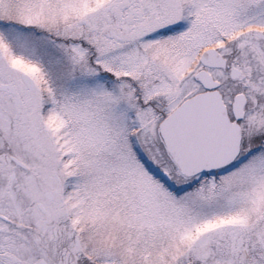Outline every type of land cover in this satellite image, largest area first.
<instances>
[{
    "label": "snow or ice",
    "instance_id": "6c2138e0",
    "mask_svg": "<svg viewBox=\"0 0 264 264\" xmlns=\"http://www.w3.org/2000/svg\"><path fill=\"white\" fill-rule=\"evenodd\" d=\"M0 264H264V0H0Z\"/></svg>",
    "mask_w": 264,
    "mask_h": 264
}]
</instances>
